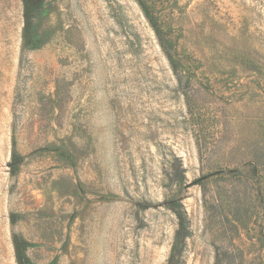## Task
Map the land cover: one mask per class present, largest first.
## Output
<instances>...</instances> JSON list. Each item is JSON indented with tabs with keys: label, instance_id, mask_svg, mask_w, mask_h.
<instances>
[{
	"label": "rangeland",
	"instance_id": "1",
	"mask_svg": "<svg viewBox=\"0 0 264 264\" xmlns=\"http://www.w3.org/2000/svg\"><path fill=\"white\" fill-rule=\"evenodd\" d=\"M30 1L22 50L0 0V264L14 235L27 264H168L171 201L181 264H264V0Z\"/></svg>",
	"mask_w": 264,
	"mask_h": 264
},
{
	"label": "trees",
	"instance_id": "2",
	"mask_svg": "<svg viewBox=\"0 0 264 264\" xmlns=\"http://www.w3.org/2000/svg\"><path fill=\"white\" fill-rule=\"evenodd\" d=\"M24 10H23V17H24V26L22 32V50L31 49L35 46V36L33 32V19L37 8L30 0H23ZM142 9L151 24L152 28L154 29L160 45L164 52L166 53L170 63L173 66V69L177 70V64L174 59V53L170 50L168 42L165 38L164 32L160 28V24L158 23L157 19H155L151 14L148 12V8L145 4H142ZM19 158L17 156L12 157V161L10 163V173L12 176H15L19 169ZM180 172L176 174L175 180L177 182H184L186 180L185 176V169L183 168L182 163L179 165ZM146 206L145 208H147ZM170 209L176 215L178 220V230L176 233V244L173 247L172 254L170 256L168 264H181V254L183 251L184 241L187 237L190 236V223L188 219L187 212L183 207L180 201H171L169 203ZM12 224L16 222L15 214H11L10 216ZM13 244L15 248V256L16 261L18 264H27L26 263V256L22 249V240L17 236H13Z\"/></svg>",
	"mask_w": 264,
	"mask_h": 264
}]
</instances>
